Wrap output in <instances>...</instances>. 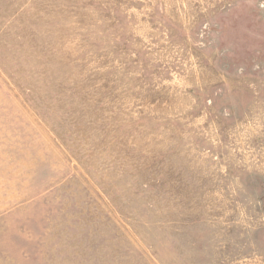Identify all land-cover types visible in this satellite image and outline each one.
Masks as SVG:
<instances>
[{"label":"rangeland","instance_id":"1","mask_svg":"<svg viewBox=\"0 0 264 264\" xmlns=\"http://www.w3.org/2000/svg\"><path fill=\"white\" fill-rule=\"evenodd\" d=\"M0 264H264V0H0Z\"/></svg>","mask_w":264,"mask_h":264}]
</instances>
